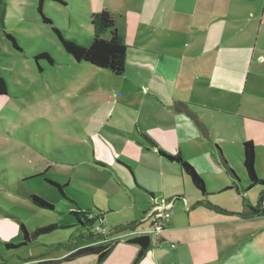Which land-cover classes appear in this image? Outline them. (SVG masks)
Instances as JSON below:
<instances>
[{
  "label": "crops",
  "instance_id": "obj_1",
  "mask_svg": "<svg viewBox=\"0 0 264 264\" xmlns=\"http://www.w3.org/2000/svg\"><path fill=\"white\" fill-rule=\"evenodd\" d=\"M125 1L126 8H106L114 15L122 41L127 45L125 71L129 68L134 80L149 85L145 96L152 99L157 95L169 97L165 99L166 104L174 111L173 120L161 119L155 134L145 130L148 135L142 133L144 139L134 138L140 145L133 159L118 155L115 158L108 155L105 159L103 154L94 155L96 166L112 171L130 194L125 203L115 204L119 209L130 211L123 223L135 224L129 229L144 219L146 213L140 204L144 195L127 182V174L124 175L121 168H115L116 162L126 165L136 184L155 200L172 203L170 221L166 223V231L159 236L161 242L152 243L137 264H195L185 259L190 258L189 254L174 252L187 245L173 234L176 231L193 240L198 249L201 246H205V250L211 248L217 259H221L220 264H264V234H260L264 231L261 225L264 216L243 217L214 212L210 206H216L214 197L228 193L235 203H240L239 213H244L248 211L247 204L255 205L250 191L258 192L259 198L261 196L260 186L249 189L250 181L243 163V142L249 139L255 143L256 135L264 138V60H261L264 53L261 52L264 51V0ZM29 3L26 0H0V15L7 20L10 10L16 13L27 9ZM35 3L38 4V0ZM116 13L119 18L115 17ZM131 15L134 19L130 25ZM257 67L262 74L260 77L253 75L257 73ZM178 102L186 103L193 116L177 111L175 105ZM210 121L216 124L212 132ZM248 128L253 137L249 136ZM232 145L242 159L238 165L239 176L232 161L224 155V150L226 154L233 150ZM176 148L204 176L205 196L178 163L158 152L162 149L176 155ZM262 172L260 177L264 179ZM151 205L148 204L149 208ZM183 206L188 220L181 214ZM113 207L108 204L109 211ZM96 214L104 220L101 211ZM234 221L239 224L232 226ZM246 221H256L260 230L248 233L246 229L250 227L243 226ZM236 230L239 231L232 233ZM19 237L18 243H14L19 248L29 250L37 242L40 249L34 251L31 248L28 258H22L18 264H39V256L43 254H47V259L64 258L72 250L57 247L58 244H83L76 239L77 234L45 243L38 242L39 237L25 246L20 245L22 238ZM2 240L7 243L12 239L5 235ZM128 240L119 237L103 262L99 261L98 255L92 254L60 264H133L140 246ZM171 243L177 246L172 247Z\"/></svg>",
  "mask_w": 264,
  "mask_h": 264
},
{
  "label": "rangeland",
  "instance_id": "obj_2",
  "mask_svg": "<svg viewBox=\"0 0 264 264\" xmlns=\"http://www.w3.org/2000/svg\"><path fill=\"white\" fill-rule=\"evenodd\" d=\"M26 1L30 2L29 7L16 13L10 10L7 20L0 15V77L8 85V93L0 97V264H18L22 258H28L30 251L40 249L37 242L32 250L7 246L9 242L18 243L19 236L22 238L21 222L29 230L51 222L69 226L76 223L71 215V208H75L90 212L93 217L101 211L103 224L110 230L122 226L130 211L115 206L125 203L130 194L112 171L96 166L94 155L103 154L105 159L108 155L133 159L140 145L134 138L144 139L142 133L155 134L161 119L174 118V111L165 100L169 97L145 96L149 85L134 80L129 68L116 78L108 70L77 62L65 51L53 30L56 26L66 38L87 44L97 33L92 15L109 6L126 8L125 0H46L42 13L36 0ZM43 15L51 19L53 25L45 23ZM115 15L119 18L117 13ZM132 19L134 15L129 17L130 25ZM123 21L126 22V18ZM8 35L15 39L17 47ZM100 35L111 37L107 30ZM42 52L49 53L54 63L46 59L36 61L34 57ZM256 70L253 75L260 77V68ZM209 124V130L214 131L215 122ZM248 134L253 137L249 128ZM263 142L264 138L256 135L255 167L259 178L264 171ZM232 148L227 154L224 150V155L232 161L239 176L238 165L242 159L234 145ZM175 154H178L177 148ZM117 167L127 174V182L144 195L140 204L147 213L148 204L155 202L154 197L136 184L126 165L116 162ZM50 181L61 185L62 191ZM31 193L52 203L54 208L34 204L29 198ZM250 194L256 205L260 199L258 192L252 190ZM213 200L216 206H210L214 212H218V204L220 209L235 214L240 212V203H235L228 193ZM109 203L115 207L111 211ZM185 208H181V214L187 219ZM171 214L170 210L165 217L163 232ZM255 222H243V226L250 227L246 229L248 233L260 230ZM238 224L239 221H234L232 226ZM261 225L264 230V224ZM71 234H77L74 227L59 229L40 236L38 242H57L68 239ZM173 234L187 244L174 252L189 254L190 258L185 257L188 263L192 260L195 264H220L221 259H217L211 248L205 250V246H201L198 249L181 231ZM5 235L12 240L5 243L2 240Z\"/></svg>",
  "mask_w": 264,
  "mask_h": 264
},
{
  "label": "trees",
  "instance_id": "obj_3",
  "mask_svg": "<svg viewBox=\"0 0 264 264\" xmlns=\"http://www.w3.org/2000/svg\"><path fill=\"white\" fill-rule=\"evenodd\" d=\"M45 0H38V10L42 13V8ZM43 20L45 23L53 25V21L43 15ZM92 24L96 28V34L93 36L91 41L87 44H82L75 39L66 38L61 30L56 26H53V30L58 36L62 43L65 51L72 56L77 62L89 63L95 67L105 69L110 71L113 75L120 76L125 72L126 68V55H127V45L122 41L120 31L116 25V21L112 12L108 9H102L100 12L94 13L91 17ZM109 31L111 34L110 38H103L100 35L102 31ZM12 40L14 45L17 47L15 39L8 35ZM36 61L40 59H46L49 63H54L53 58L47 52H42L37 54L35 57ZM8 93V85L3 77H0V97ZM177 111H184L193 116L190 112L189 107L186 103L178 102L175 105ZM161 156L178 163L181 170L190 177L192 183L196 189L205 196L207 194L206 184L204 179L197 172L195 167L186 160L180 153L176 155H170L158 149ZM243 163L248 175L250 184L249 189L255 186H260L262 188L261 196L256 205L247 204L248 211L244 213H238V215L243 217L249 216H264L263 207V197H264V179L259 178L256 172V146L253 140H245L243 142ZM52 184L56 185L61 191L62 186L50 181ZM29 198L32 202L42 208L53 209L54 205L44 198L38 196L37 194H29ZM215 208V206H214ZM218 212L235 214L233 212L220 209L217 207ZM71 215L76 219V223H72L69 226L61 225L58 222H51L43 225H37L33 230H29L24 223H20V233L22 235V242L20 245L25 246L35 240L40 236L50 234L59 229H67L74 227L77 232V240L82 241V245L74 243L58 244L57 247L65 246L71 249L72 252L64 258H52L47 259V254L39 256V264H60L63 261H71L76 258L96 254L100 262H103L109 254L112 252L117 239L114 238L115 235L120 234L119 232L129 229L135 224H127L120 226L114 230H110L109 234H102L93 231V226L97 221L99 216L93 217L92 213L85 212L82 210L71 209ZM101 216V215H100ZM78 230V231H77ZM128 242L137 244L140 246V250L133 264H137L150 249L152 242L149 236L134 237L128 240ZM157 242H161L158 238ZM8 247H15L17 245L13 243H8ZM172 247H176V243H171Z\"/></svg>",
  "mask_w": 264,
  "mask_h": 264
},
{
  "label": "built area",
  "instance_id": "obj_4",
  "mask_svg": "<svg viewBox=\"0 0 264 264\" xmlns=\"http://www.w3.org/2000/svg\"><path fill=\"white\" fill-rule=\"evenodd\" d=\"M171 207L172 203L170 202L155 200L149 211L145 214L144 219H142L136 227L130 228L127 232L120 233V235L117 234L114 238L118 239L119 237H125L131 239L134 237L149 236L151 242L156 244L160 234L165 229V217L169 216ZM98 216L99 217L93 226V231L102 234H109L110 230L103 224L102 216Z\"/></svg>",
  "mask_w": 264,
  "mask_h": 264
}]
</instances>
